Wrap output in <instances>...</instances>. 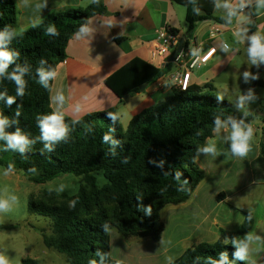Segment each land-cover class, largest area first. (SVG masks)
Segmentation results:
<instances>
[{"label":"trees","instance_id":"trees-1","mask_svg":"<svg viewBox=\"0 0 264 264\" xmlns=\"http://www.w3.org/2000/svg\"><path fill=\"white\" fill-rule=\"evenodd\" d=\"M171 1L186 8L189 31L201 20L231 26L236 15L232 11L216 16L217 0ZM107 14L103 0H94L84 8L54 12L18 32L14 0H0V51L10 57L0 58V63L6 64L0 72V120L5 121V136L19 133L26 138L15 146L0 138V166L20 172L36 184L64 174L82 178L74 195L46 191L29 203L32 213L51 222L52 233L43 234L45 245L64 254L69 264H128L112 257L111 226L122 236L158 242L164 231L161 211L190 200L205 178L197 164L200 148L220 122L235 121L234 104L211 91L205 93L204 89H214L209 82L204 86L189 84L185 91L174 86L171 96L134 115L127 128L116 108L78 120L61 117L64 137L45 140L41 122L56 114L50 97L54 77L42 79L41 73H56L66 59L68 41L86 28L92 17ZM49 28L55 32H48ZM169 29L179 36V30ZM188 45L186 40L184 51ZM167 73V68L135 58L105 84L122 101ZM15 76L20 77V83ZM260 146L264 155V144ZM98 173L106 180L103 185L98 184ZM245 219L238 230H221L215 243L189 247L169 264H246L236 255L235 245L254 226L252 214H246ZM22 264L37 262L26 258Z\"/></svg>","mask_w":264,"mask_h":264},{"label":"crops","instance_id":"crops-1","mask_svg":"<svg viewBox=\"0 0 264 264\" xmlns=\"http://www.w3.org/2000/svg\"><path fill=\"white\" fill-rule=\"evenodd\" d=\"M92 1L14 0L18 11L17 31L23 32L54 12L84 8ZM103 2L108 14L92 17L87 31H81L68 41L66 59L57 66L50 97L53 111L62 118L78 120L89 113L116 108L120 122L126 118V123H121L126 128L134 115L173 94L175 70L186 71V65L193 56L216 48L208 63L191 70L190 84L204 86L214 82L233 57L251 44L253 35L264 32V6L259 4V0H243V7H240L241 0H217L215 15L225 16L235 11L233 24L224 26L201 20L191 31L186 22V8L171 0ZM217 27L221 31L211 37L210 31ZM163 28H175L179 30L180 40L185 38L189 41L186 57L179 66L176 63L170 67L160 66L152 60V51L157 46V31ZM118 37L124 40L117 42L115 38ZM135 58L158 68H167L168 73L147 85L144 91L121 101L105 81ZM61 95L63 100L58 99ZM232 131L233 123L220 122L197 155V164L205 172L204 180L190 200L170 207L174 216L179 214L189 225L196 227L195 237L184 236L191 243L189 247L203 242L215 243L221 238V230L227 233L238 230L245 220V215L236 216L241 211L255 217L251 231L236 242L238 250L241 247L247 250L255 248L254 243L264 239V155L260 146L264 144V127L253 130L249 151L244 156L232 152ZM259 132L263 135L258 136ZM210 146L214 147V152L204 151ZM220 195L221 200L218 199ZM258 208L262 209V217L256 216ZM173 248L178 249L177 245ZM247 250L246 259L249 258Z\"/></svg>","mask_w":264,"mask_h":264},{"label":"rangeland","instance_id":"rangeland-1","mask_svg":"<svg viewBox=\"0 0 264 264\" xmlns=\"http://www.w3.org/2000/svg\"><path fill=\"white\" fill-rule=\"evenodd\" d=\"M260 36L264 37V32ZM250 47L251 44L242 48L226 70L219 73L212 82L213 90L204 91H211L219 98H225L234 104L233 119L237 123L242 121V127L249 124L255 131L260 126L264 127V60L256 57V62L253 63L249 54ZM241 97H244L243 107L240 106ZM121 123H126L125 117ZM257 135L263 134L259 132ZM96 177L98 184L103 185L106 182L102 174L98 173ZM81 182L80 177L64 174L45 184H36L24 174L8 172L0 166V202L6 205L4 209H0V255L4 256L8 264H22V260L26 258L36 260L37 264H69L64 254L45 245L43 234L52 233L51 222L48 218L32 213L29 203L46 191L74 195ZM170 207L166 206L161 211L164 231L158 242L147 237L122 236L111 226L109 233L112 257L128 264H169L177 259L185 251V247L191 244L184 236L191 235L190 239L195 237L196 227L189 225L179 214L174 216ZM239 214L246 216L247 213L237 212L236 216L239 217ZM262 215V209L258 208L256 216ZM261 240L254 243L255 248L246 249L249 257L243 258L246 264H264V239ZM174 245H177L178 249L173 248ZM260 254L263 256L260 257Z\"/></svg>","mask_w":264,"mask_h":264},{"label":"clouds","instance_id":"clouds-1","mask_svg":"<svg viewBox=\"0 0 264 264\" xmlns=\"http://www.w3.org/2000/svg\"><path fill=\"white\" fill-rule=\"evenodd\" d=\"M259 4L261 6H264V0H259ZM243 0H241L240 7H243ZM81 31H87L86 28H82ZM48 32L52 33L55 32V29L49 28ZM262 40H264V37H261L260 35H253L251 37V47L249 49L250 57L253 58L252 62L255 63L256 57H259L261 60H264V43H262ZM215 51V50H213ZM0 58H3L4 60H9L10 57L7 53L0 51ZM6 67L5 63H0V72H3L4 68ZM247 75V73L245 74ZM42 79L48 78V77H54L55 73H41ZM18 83H20V77L15 76L14 77ZM59 100H63V96H58ZM243 100L244 97H241V107H243ZM13 101V98H9V103ZM247 115V113H245ZM240 123H236L233 121V131L231 134L230 139L232 140V152L238 156H244L249 151V141L253 135V129L250 125H246L244 128L241 127ZM5 124L4 120H0V138L7 139L8 142L15 146L20 145L26 142V138L19 133L14 135H8L5 136L3 132V125ZM42 126V132H43V138L48 141H55L58 139H61L64 137L66 128L62 125V118L58 114H53L45 117L43 121L41 122ZM246 129V130H245ZM204 151L206 152H214V147L210 146L208 148H205ZM6 207L4 202H0V209H4ZM245 252L246 249L241 247L239 248L236 255L243 259L245 258ZM0 264H8L7 260L4 258V256L0 255ZM221 264H223V261H221Z\"/></svg>","mask_w":264,"mask_h":264},{"label":"built area","instance_id":"built-area-1","mask_svg":"<svg viewBox=\"0 0 264 264\" xmlns=\"http://www.w3.org/2000/svg\"><path fill=\"white\" fill-rule=\"evenodd\" d=\"M220 28H214L210 31V36L215 37L219 32ZM180 42V37L174 34L169 28H163L157 31V46L152 51V60L157 62L160 66H165L167 59L175 52ZM215 50V51H213ZM216 48H209L206 53H200L193 56L186 65V71L175 70L173 74V80L175 86L185 91L190 84L191 70L208 63L211 58L215 55ZM186 57L184 49L177 56L174 63L178 64Z\"/></svg>","mask_w":264,"mask_h":264},{"label":"water","instance_id":"water-1","mask_svg":"<svg viewBox=\"0 0 264 264\" xmlns=\"http://www.w3.org/2000/svg\"><path fill=\"white\" fill-rule=\"evenodd\" d=\"M185 41L186 39H181L178 46H177V49L175 50V52L167 59V63H174L177 56L181 53V51L184 49V45H185ZM147 87V84L143 85L140 87V91H144ZM130 98V94L126 95L124 97V100L127 101L128 99Z\"/></svg>","mask_w":264,"mask_h":264}]
</instances>
